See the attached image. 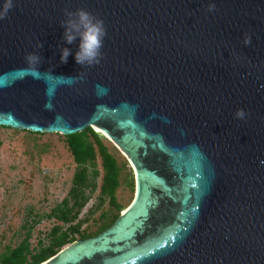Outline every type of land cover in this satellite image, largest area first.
<instances>
[{"label": "water", "instance_id": "95a60500", "mask_svg": "<svg viewBox=\"0 0 264 264\" xmlns=\"http://www.w3.org/2000/svg\"><path fill=\"white\" fill-rule=\"evenodd\" d=\"M14 3L0 20V127L98 129L135 178L111 227L43 264H264V0ZM80 8L107 30L91 67L60 26ZM34 51L39 74L25 62Z\"/></svg>", "mask_w": 264, "mask_h": 264}, {"label": "rangeland", "instance_id": "374dc122", "mask_svg": "<svg viewBox=\"0 0 264 264\" xmlns=\"http://www.w3.org/2000/svg\"><path fill=\"white\" fill-rule=\"evenodd\" d=\"M104 143L122 167L117 199L123 213L135 198V181L131 183L130 177L134 172L119 149L106 138ZM125 163L128 165L123 167ZM96 167L98 188L74 223H81V231L88 234L99 230L107 219L103 218L104 214L109 218L111 213H117L109 199L101 204L98 198L104 175L99 154ZM75 172L76 164L64 135L31 134L0 127V259L27 237L29 229L30 247L35 251L40 243L48 246L50 233L56 225L64 230L70 226L49 215L68 196ZM76 238L81 240L80 235Z\"/></svg>", "mask_w": 264, "mask_h": 264}, {"label": "trees", "instance_id": "16d2710c", "mask_svg": "<svg viewBox=\"0 0 264 264\" xmlns=\"http://www.w3.org/2000/svg\"><path fill=\"white\" fill-rule=\"evenodd\" d=\"M65 137L76 164V172L68 196L60 205L53 209L49 216L64 225L70 226L64 230L62 226L56 225L50 233L51 237L48 246L40 243L39 248L35 251L31 250L30 247L31 229H29L27 237L17 247L8 249L2 255L0 264H43L58 254L65 246L76 242L78 240L76 238L77 235H80L81 239L99 235L111 227L123 211V207L119 205L117 199L122 167H120L116 157L110 153L109 148L105 145V137L101 133L95 132L92 128H88L82 133ZM98 154L101 156L104 170L98 198L101 204L106 199H109L110 206L116 209L117 213H111L109 218L107 214H104L103 218L107 219L102 223L99 230L94 234H88L81 231V223H74L78 220L80 212L98 188L99 172L96 167ZM127 165L128 163H125L123 167ZM130 177L131 183H133L135 178L132 175Z\"/></svg>", "mask_w": 264, "mask_h": 264}, {"label": "clouds", "instance_id": "9594fccd", "mask_svg": "<svg viewBox=\"0 0 264 264\" xmlns=\"http://www.w3.org/2000/svg\"><path fill=\"white\" fill-rule=\"evenodd\" d=\"M15 7L14 0H3L0 4V20L8 18V14ZM215 4L212 3L208 7L209 12L215 11ZM64 15L66 19L60 22V26L65 29L63 34V40L67 44H73L77 38L80 39L79 50L76 52L75 60L77 64L82 67H91L97 65L103 59L102 49L104 47V40L107 36V30L104 21L94 16L86 9L80 8L76 11L65 10ZM245 46L251 45V36L246 35L244 38ZM43 45L39 43L38 49H41ZM61 62L67 63L68 57L71 55V51L68 48H61ZM42 61V57L38 52H29L25 55V62L32 70L33 73L39 74L38 66ZM51 73V70L49 71ZM58 79L67 82L69 84L76 82L82 78V74L78 73L73 77H57ZM45 107H48L46 104ZM237 119H244L246 113L243 109H238L234 114ZM260 164L264 166V160L260 161Z\"/></svg>", "mask_w": 264, "mask_h": 264}]
</instances>
